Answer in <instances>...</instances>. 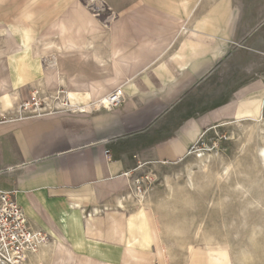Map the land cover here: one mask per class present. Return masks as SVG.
<instances>
[{"label":"crops","instance_id":"1","mask_svg":"<svg viewBox=\"0 0 264 264\" xmlns=\"http://www.w3.org/2000/svg\"><path fill=\"white\" fill-rule=\"evenodd\" d=\"M86 1L115 20H88ZM26 87L65 91L75 112L0 122V188L64 263L234 264L199 244L173 260L154 195L130 197L126 174L181 162L235 126L262 135L264 20L251 0H0V94L14 99L0 107ZM118 88L117 108H93Z\"/></svg>","mask_w":264,"mask_h":264},{"label":"rangeland","instance_id":"2","mask_svg":"<svg viewBox=\"0 0 264 264\" xmlns=\"http://www.w3.org/2000/svg\"><path fill=\"white\" fill-rule=\"evenodd\" d=\"M251 3L253 20H264V0H251ZM84 6L88 20L116 18L104 3L86 1ZM15 10L12 9V12ZM18 18L14 15L10 20H28L26 13H20ZM51 74L47 76L49 86ZM59 91H49L46 95L38 91V100L46 104L45 99L55 98ZM20 94L22 102L12 106L9 112L0 107V113L9 117L16 115L21 103L30 100L33 95L28 87L22 89ZM255 128L254 125L235 126L213 133L203 138L181 162L142 171L147 172L151 179L149 193L154 195L153 206L173 260L182 259L191 245L199 244L226 250L234 259V264H264V166L258 153V149L264 147V137L257 135ZM205 149L215 156L211 159V171L201 173L196 170L193 182L197 186L194 191L188 190L186 168L195 163L194 154ZM229 166L231 178L227 179V171L223 170ZM219 174L224 175L221 181L217 180ZM170 186L172 197L169 194ZM243 193H246L245 197ZM51 243L48 236V242L44 244ZM60 251L64 252V249ZM61 252L56 249L48 255V263L45 261L42 264H68L64 263L68 261L67 256ZM243 253L249 258L247 261Z\"/></svg>","mask_w":264,"mask_h":264},{"label":"built area","instance_id":"3","mask_svg":"<svg viewBox=\"0 0 264 264\" xmlns=\"http://www.w3.org/2000/svg\"><path fill=\"white\" fill-rule=\"evenodd\" d=\"M36 91L30 100L23 101L19 112L14 116L0 114V122L22 119L27 114L31 117H40L49 112L74 113L65 91L56 93L55 98L45 99L46 104L38 100ZM123 102V91L118 88L106 96V99L97 102L93 108L96 110H114ZM51 104V107L48 105ZM59 105V106H57ZM49 110L47 112L46 110ZM83 112V110H82ZM193 151V150H192ZM139 170L126 174L132 181L129 186L130 197L139 200L146 198L150 192L151 179L147 172ZM48 242V235L31 227L23 209L16 201L15 194L0 188V264H27L32 254H36L44 243Z\"/></svg>","mask_w":264,"mask_h":264},{"label":"bare ground","instance_id":"4","mask_svg":"<svg viewBox=\"0 0 264 264\" xmlns=\"http://www.w3.org/2000/svg\"><path fill=\"white\" fill-rule=\"evenodd\" d=\"M21 47L20 46H18L17 47V50H19ZM19 52V51H18ZM12 93V92H11ZM54 96V95H53ZM0 99L2 100V101H4V102H6V104H8V103H11V99H13L12 98V94H4L3 96H0ZM104 99H106V97H104V98H102L101 100H104ZM14 100V99H13ZM50 100V99H49ZM100 101V100H99ZM98 101V102H99ZM13 104V103H12ZM57 106H59V105H57ZM86 110H87V108H86ZM79 112V111H78ZM1 114V113H0ZM3 115V114H2ZM3 116H6V115H3ZM261 119V118H260ZM259 119V120H260ZM259 125H260V123H259ZM262 126V125H261ZM256 127H258V125H256ZM260 127V126H259ZM261 128V127H260ZM263 128V127H262ZM259 130V129H258ZM260 132H261V137L263 138V135H264V130L263 129H261L260 130ZM258 135V134H257ZM260 139V138H259ZM211 150V149H210ZM208 151V150H207ZM258 153L260 154V156L262 157V164H263V166H264V147H261V148H259L258 149ZM213 157H215L213 154H210L209 152H206V149H205V151H198V152H196L195 154H194V158H195V163H193V164H191V165H188L187 166V168H186V176H187V183H186V187L188 188V190H191V191H194V189H195V186H197V185H195L194 183L195 182H193V177L195 176V174H196V170H198L199 172H201V173H206V172H210L211 170H209V168H210V163H211V159L213 158ZM223 171H227L226 172V178L228 179L229 177L231 178V174H230V166L229 167H227L225 170H223ZM208 172V173H209ZM207 173V174H208ZM218 177H217V180L219 181H221V179H224L223 177H224V175L222 174H219V175H217ZM229 178V179H230ZM227 182V181H226ZM239 182V181H238ZM171 187V186H170ZM170 196L172 197V194H173V191H172V187H171V189H170ZM167 196H168V194H167ZM242 196L243 197H245L246 196V193H243L242 194ZM169 197V196H168ZM241 197V196H240ZM145 198L143 197V198H141V199H139V202H143V200H144ZM170 199V198H169ZM172 199V198H171ZM145 201V200H144ZM147 203V202H146ZM25 214V213H24ZM26 216V215H25ZM27 218V217H26ZM203 226V225H202ZM201 227V226H200ZM197 229V228H196ZM201 229H203V228H201ZM201 232V231H200ZM199 232V233H200ZM197 234V233H196ZM197 236V235H196ZM214 239V238H213ZM207 240V239H206ZM208 240H209V238H208ZM54 243L53 244H43L42 246H41V252L39 251V254H38V258L39 259H45V258H47L48 257V255L50 254V253H53L57 248H58V242L56 241H53ZM213 243V242H212ZM211 244V243H210ZM32 255H35V254H32ZM31 255V256H32ZM30 256V257H31ZM243 257H244V260L245 261H247L249 258L246 256V253H243ZM30 259V258H29ZM29 262V261H28ZM236 264H238V263H236ZM239 264H241V263H239ZM243 264V263H242Z\"/></svg>","mask_w":264,"mask_h":264}]
</instances>
